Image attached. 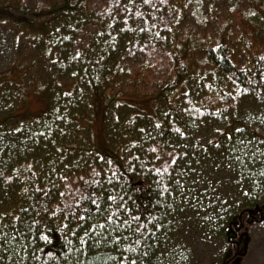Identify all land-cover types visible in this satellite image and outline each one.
<instances>
[{
	"label": "trees",
	"instance_id": "obj_1",
	"mask_svg": "<svg viewBox=\"0 0 264 264\" xmlns=\"http://www.w3.org/2000/svg\"><path fill=\"white\" fill-rule=\"evenodd\" d=\"M48 1L46 0V7H37L32 11L19 7L15 16L21 14L24 19L26 17V20H31L32 24L34 21L45 20L42 29L36 28L37 36L34 37L36 43H33L32 47L37 45L35 48L43 51V59L53 64V73H48L43 82L46 84L45 88L51 87L54 83L50 94L44 96L54 103L37 118L18 120L17 127L18 129L27 128L34 136L35 142L38 139L41 140L44 133L51 130V136L55 138L48 143L53 144L62 154L61 158H56L59 163L57 165H62V168H59L60 172L46 166L42 169L38 167L39 159L31 158L21 161L17 159L16 166L11 171L7 169L10 167L9 164H7L8 167L2 165L5 170H0L4 172V175L0 176V191H4L3 188L7 186L12 187L17 197V204L16 210L5 211L2 208L4 204L0 195V213L9 214L0 219V232L6 234L5 237L0 238V245H2L0 246V264H120L121 260H124L125 264H130V261H135V264H156L157 256L168 242L184 241L179 227L189 223L185 210L191 207L182 206L186 190L194 189L192 194L196 193L201 197L200 190L209 185H214L215 193L204 192V198L199 199L200 204L193 205L194 218L206 232L215 227L216 237H222L230 242V239H233L231 230L235 226L238 227L245 219L258 217L256 219L258 223L264 222V204L258 203L254 197H251L255 195L253 192L263 194L264 179L259 177V173L254 172V166L249 165V158L243 156L245 153L252 152H248V149L244 150V146H238L234 152L231 151V142L234 141L229 138L228 143H224L227 148H224L223 142L203 146L192 143L193 138L187 137L189 120L201 123L209 116L222 117L230 113L232 108L235 113L239 111V106L233 105V102L237 99L241 100L243 96H251L256 102L264 105V94L261 92L264 83L262 60L253 64L254 74H249L247 70H236L232 67L222 47L207 50L205 59L214 69L219 70L220 76L226 78L232 88L229 91L224 90L215 84L216 80L213 79L214 84L206 89L205 96L191 97L187 94L186 83L197 82L200 75L194 72L192 76L184 78L187 75L188 66L182 65V60L190 49L196 47L191 43H184L186 46L179 48L184 54L178 48L172 52V29L176 27L179 17L177 16L173 23L167 19L169 13L166 14V11L169 12L170 2L167 0H147V2L119 0L115 8L106 12L108 3L104 1L97 10H91L88 13L85 0L82 2L77 0L75 6H69L67 0H62L56 6L50 5ZM171 7L175 9L172 4ZM42 13L45 15L44 18L40 17ZM164 17L167 19L165 24V30L169 36L167 39L160 36L166 35L162 29L161 19ZM14 20L18 26H22V29L29 28L24 26V22L20 23L19 17H15ZM158 48H161V51H158ZM163 60H168V63L170 61L172 66L169 70L175 72L171 76L175 77L174 81L177 83V85L168 83L163 90L162 86L159 89V97H164L166 100L167 112L162 116L163 121L157 117L158 122H161L158 126L157 120H152V124H148L144 122L143 117L125 123V116L120 105L129 106L133 101L123 100L122 103H118L120 105H115L119 101L118 97L121 95L119 93H135L136 95L138 93L136 86H141L145 82L141 72L144 75L151 74L154 78L156 76H165L162 79L168 78L170 75H166L167 65L162 62ZM71 80L75 82L71 83L74 85L71 93L65 95L60 89L55 90V87L57 89L61 83L71 82ZM182 87H186L185 93L179 91ZM170 88H174V94ZM98 98L102 100L100 106L103 111L104 141L97 146L103 145V148L108 150L100 155L93 153L96 148L92 147L94 145L92 141H88L85 147L76 144L69 146L71 143L66 144L64 141L68 136L71 137L72 131L74 138L77 139L76 135L80 130L77 120L74 121L75 116L82 114L92 116L99 112ZM204 100L209 102L202 105L201 102ZM214 102L219 103L217 110H213ZM124 109L129 110L127 107ZM86 110L90 112L87 113ZM233 113L231 116L236 117ZM157 114L161 116L158 111ZM14 117L10 112L7 117L0 120V129L7 119ZM20 122H23L22 125ZM177 128L179 132L176 131ZM238 128L242 129L239 125L236 129ZM0 136H3V131H0ZM54 139L55 142H53ZM35 142V145L38 144ZM191 144L195 150L189 151ZM73 147L83 156L79 158L81 161L73 163L66 160L71 154L70 148ZM152 148L156 151H150ZM84 149L93 150V154L85 155ZM241 151L244 152L242 156ZM207 155H209L208 158H205ZM130 156L131 160L128 159ZM173 157H175L174 164L170 163ZM236 157H240L243 162L237 161ZM252 159L254 160L253 157ZM107 161L112 163L108 164ZM141 161L147 167H143ZM27 162L32 163L31 167H28ZM165 162H169V172L159 175L155 173L153 169L162 168ZM94 168L100 172V179L107 174L105 169L117 171L120 180L113 182L119 187H124L127 197H131L155 217L154 220L147 221V227L151 231L146 236L141 238L125 232L124 235L128 238L124 240L122 237L121 243L125 245L122 248L119 243L92 245V239L95 237L89 233V238L81 247L78 237L83 235V231L89 225L88 214L82 212L81 214L86 218L78 224L72 219L74 213L69 209L79 211L80 205L74 203L75 199L79 198L86 187L94 190L90 185H85V181L93 178ZM189 170H192L190 174ZM226 170L230 171L232 177L238 178L234 182L241 187L237 195L252 198H249L248 203L242 208L238 207L235 192L230 190L231 185L227 189L222 185L220 189L213 182L199 180L201 177H211L210 173L216 175L215 171L226 172ZM181 171L186 173L180 177L184 182L185 191L173 192L171 195L166 192L164 196H159L161 184H169V177L174 178ZM9 176L12 177L11 180L7 179ZM161 177H163L162 180ZM255 178L259 183L255 189H252ZM190 179H192L191 182H185ZM195 179L200 183L193 184ZM69 180L72 181V185L68 183ZM68 184L69 186L65 189V185ZM77 189H80V192H77ZM61 193L64 195L61 196ZM207 194L212 195L213 198L207 200L205 198ZM219 194L222 195L220 199L215 197ZM157 200L159 203H156ZM201 202L212 203L211 206H207V215L201 214ZM21 209L27 211L21 212ZM219 211H222V214ZM92 214L95 215L94 212ZM13 216H19L23 224L20 220L13 221ZM33 220L36 221L35 224L32 223ZM13 226L19 229L20 234L13 233ZM69 229L76 235H72ZM141 231L143 232L144 229ZM41 234L47 239H41ZM177 234L181 237L175 238ZM96 237L103 239L99 230L96 232ZM205 237L207 236L201 234L198 239L202 240ZM137 239L140 240L139 244L136 243ZM129 247L133 251H129ZM177 253L178 251L175 254ZM232 258L222 253L217 262L229 264Z\"/></svg>",
	"mask_w": 264,
	"mask_h": 264
},
{
	"label": "rangeland",
	"instance_id": "obj_2",
	"mask_svg": "<svg viewBox=\"0 0 264 264\" xmlns=\"http://www.w3.org/2000/svg\"><path fill=\"white\" fill-rule=\"evenodd\" d=\"M50 5H59L62 0H49ZM48 1V2H49ZM69 6H75L77 0H67ZM106 1L108 12L109 9L115 8L119 0H85L87 2V12L91 10L95 11L97 8ZM170 5L169 12L166 11L167 19L172 23L176 21L177 16L179 19L176 21V27L172 29V52L175 48L186 46V44H192L196 48L190 49L189 53L182 60V65H187L186 71L187 78L192 76L194 72L200 75L198 81L192 83V81L186 83L187 94L191 97L195 95L205 96L206 89L214 84L213 79L216 80L215 84L219 85L222 89L229 91L232 86L229 81L220 76V72L214 69L205 59L206 51L213 50L217 47H222L226 52V58L230 60V64L236 70H247L249 74H254V63L262 60L264 64V0H167ZM82 2V0H80ZM176 2V4H175ZM46 0H0V120L7 117L10 112L12 119H7L5 125H1L0 131H3V136H0V170H5L2 167H8V171L15 168L16 160H27L28 158L38 160V167L44 169L46 166L54 171H59L62 165L59 164L56 158H61L62 154L58 151L53 144L48 143L49 140L55 138L51 136V130L48 133H44L41 140L35 142L34 136L25 127L18 129L17 121L31 118H37L41 116L47 107L52 105L54 101H48L44 98L45 95H49L50 91L54 88V83L51 87L45 88L44 79L48 76V73H53V64L46 62L43 59V51L39 48L32 47L34 37L36 35V28H41L45 24V20L38 21L26 20L20 15H16L17 9L25 8L28 10H34L37 7H46ZM171 4L175 9H172ZM168 5V6H169ZM19 17L20 23L24 22V26L29 27L22 29V26H18L15 23L14 18ZM41 18H44V13L41 14ZM172 18V19H171ZM167 19H161L163 21L162 29L166 33L165 36L160 35L167 39L169 36L165 30V24ZM12 21V23H11ZM15 23V24H13ZM13 24V25H12ZM15 25V26H14ZM169 23L166 25L168 27ZM41 30L39 31V33ZM126 35V34H125ZM128 36V35H127ZM186 43V44H184ZM160 46L159 44H157ZM199 45V48H198ZM180 50V49H179ZM161 51V48H158ZM182 54L184 52L180 50ZM50 53V52H48ZM47 54V53H45ZM55 57V55H54ZM166 67V75L168 78L162 79L165 76H152L151 74L144 75V83L141 86H136L138 93L135 95L130 93L121 94L115 105H120L123 100L133 101L129 106H121L123 114L125 116V123L131 122L133 119H141L144 117L148 124H152L157 120L159 126L161 122H158V118L163 121L166 111V100L164 97H159V89L162 86V90L168 83H176L174 71L169 70L172 66L170 61L163 60ZM262 64V66H263ZM185 74V73H184ZM264 74V71H263ZM203 76V77H201ZM251 76V75H250ZM262 76V71H261ZM162 79V80H158ZM42 80V82H41ZM184 80V79H183ZM54 81V79L52 80ZM57 81V80H55ZM194 81V80H193ZM62 82V81H61ZM75 83L71 80L66 83H61L59 87H55V90L60 89L63 94H69L73 91ZM177 85V83H176ZM174 87V86H173ZM130 88V87H129ZM131 90V89H129ZM174 94V88L171 89ZM179 91L186 92V87H182ZM130 92V91H128ZM264 94V83L261 90ZM170 97V96H169ZM158 98V100H157ZM241 100H234L233 105L239 106V111L233 113V108L230 113H226L224 116H218L212 118H205L201 123H196L189 120L190 127L187 128L189 135L187 137L193 138L192 143H198L203 146L209 144H217L218 142L228 143L227 139L234 141L231 142V146L235 149L238 146H244V150L248 149L247 155L241 156L248 157L249 165L253 167L254 172L260 174V178L264 179V105L256 102L251 96H243ZM157 100V102H156ZM183 100V99H182ZM99 112L92 116L88 114L77 115L74 121L77 120L79 132H77L76 138L71 132V137L68 136L65 143H71L85 147L87 142L92 141L96 148L93 153L99 154L106 153L108 150L97 145L103 143L102 134V108L100 103L102 100L98 98ZM209 100L201 102L202 105L208 103ZM219 106L218 102L212 104L213 110H217ZM124 107L129 108L124 109ZM161 114L158 115L157 111ZM89 113V110H86ZM231 113L236 115L232 117ZM142 117H140L141 115ZM146 115V116H145ZM168 120V118H166ZM153 120V121H152ZM167 122V121H166ZM23 122H20L22 125ZM155 123V124H156ZM34 124V123H33ZM154 124V123H153ZM154 124V125H155ZM19 125V126H20ZM156 125V126H157ZM242 128V132H236L237 126ZM239 141H244L241 144ZM38 143V144H34ZM55 142V139L54 141ZM236 142V143H235ZM83 145H82V144ZM194 143V144H195ZM183 145V142L181 143ZM228 145V144H226ZM189 151L195 150L193 144L189 145ZM80 148V147H79ZM91 148V147H90ZM224 148H227L224 144ZM223 148V149H224ZM71 154L68 155V161L75 163L82 158L76 150L70 148ZM92 151L84 149L85 155L93 154ZM4 154V156H3ZM212 154V153H211ZM209 154V155H211ZM207 155L205 158H208ZM193 157V156H192ZM197 157V155H196ZM254 158V160L252 159ZM4 159V160H3ZM96 159V158H95ZM4 164V166H2ZM32 165L31 162H27V165ZM204 166V165H203ZM202 166V167H203ZM29 167V166H28ZM201 167V168H202ZM192 170H189V174ZM216 175H209L211 177H201V182L208 181L220 186L224 185L225 189L228 186L231 187V191L235 192L237 197L238 207L242 208L248 203V199L254 197L258 203L264 204V192H253L251 197L244 195H237L238 190L241 187L234 183L237 177H232L229 170L226 172H216ZM201 174V171H200ZM4 175V172L0 171V176ZM193 179V178H192ZM185 182H191V180ZM73 181V179H71ZM69 180L70 184L72 181ZM199 180L194 181L200 183ZM255 189L258 179H253ZM260 180V181H262ZM65 185V189L69 186ZM72 185V183L70 184ZM4 191H0L3 199L2 208L6 210H16L17 197L13 188L7 186ZM221 189V188H220ZM248 189V188H247ZM251 189V188H249ZM219 190V189H218ZM201 197L198 194H188V189L184 195V201L182 206H191L188 210H185V214L188 217L186 223L179 227L182 231L183 242H168L162 249L156 258V264H218L217 260L222 253H226L228 256L233 257L229 264H264V222L258 223L256 219L250 217L245 219L238 227L235 226L231 230L233 239L225 241L222 237H216V228L213 227L206 232V230L200 227L197 220L194 218L193 212H195L193 205L200 204V198H204V192L215 193L214 185L206 186L200 190ZM242 192V190H241ZM195 197V198H193ZM222 197L221 194L218 196ZM186 198V199H185ZM205 198H213L212 195H205ZM235 198V197H234ZM199 201V202H198ZM236 203V202H235ZM212 203L203 204L201 202V214L207 215V206H211ZM222 214V211H219ZM201 217V216H198ZM248 217V216H247ZM248 223V224H246ZM198 230V232H197ZM203 234L205 239H198ZM181 237L179 234L175 238ZM178 251L177 254H175Z\"/></svg>",
	"mask_w": 264,
	"mask_h": 264
},
{
	"label": "snow or ice",
	"instance_id": "obj_3",
	"mask_svg": "<svg viewBox=\"0 0 264 264\" xmlns=\"http://www.w3.org/2000/svg\"><path fill=\"white\" fill-rule=\"evenodd\" d=\"M145 2H147V0H145ZM245 91H247V89H245ZM176 131L179 132L180 130L177 128ZM236 131L241 132L242 129L238 128ZM239 142L244 144V141ZM133 143H135V141ZM235 150V147L231 148V151L234 152ZM150 151H156V149L152 148ZM245 155H247V153H245ZM156 158L159 159V157ZM128 159L131 160L132 157L130 156ZM236 160L241 163L243 162L240 157H236ZM107 163L111 164L112 161H107ZM170 163H175V157L171 159ZM141 164L143 167H147L143 161H141ZM168 164L169 162H165L162 168H154L153 170L158 175L161 173H168ZM29 167L31 166L29 165ZM104 171L107 174L103 177V179H100V172L96 171L95 168L92 170L93 178L89 181H85V185H90L94 190H89V188L86 187L79 198L75 199L74 203L80 205L79 211L76 209H69L70 212L74 213L72 219L77 221L78 224L82 223L86 218L85 215H82L81 213L83 212L88 214L87 219L89 221V225L83 231V235L78 237L81 247H83L85 240L89 238V233H91L92 237H95L92 239V245H98L100 243H119L123 248L125 245L121 243V239L122 237L124 240H127L128 238V236L124 235L125 232L128 235H138L142 238L146 236L149 231H151V229L147 227V221L155 219V217H153L146 208H142L139 204L133 201L131 197H127L124 187H119L117 183L113 182L120 180V176L117 175V171H113L112 169H105ZM173 171L175 172V169H173ZM184 175H186V173L181 171L174 178L169 177L170 183L166 185L161 184V190L158 192V195L164 196L166 192L169 195L173 192L183 193L185 191V186L180 177ZM7 179L11 180L12 177L9 176ZM62 179H67V177H62ZM79 179H83V177H79ZM162 179L163 177H161V180ZM192 183L195 184V181ZM76 191L80 192V189H77ZM136 191H139V189H136ZM193 191L194 189H188V194L191 195ZM63 195L64 193H61V196ZM82 201L84 203H82ZM156 203H159V200H157ZM25 211L27 210L21 209V212ZM93 212L95 215L92 214ZM4 215L9 214L0 213V219H2ZM12 219L13 221L20 220V223L23 224V220L20 219L19 216H13ZM32 223L35 224L36 221L33 220ZM4 226L8 227V225ZM141 229H144V231L142 232ZM98 230L102 233L103 239L96 237V232ZM12 231L14 234H20L19 229L15 226L12 227ZM69 231L71 232V229H69ZM71 234L76 235L74 232H71ZM5 235V233L0 232V238L5 237ZM41 239L46 240L47 237L41 234ZM136 243L139 244L140 240L137 239ZM128 250L133 251L130 247ZM49 255H51V253H49ZM120 264H125V261L121 260ZM130 264H135V261H130Z\"/></svg>",
	"mask_w": 264,
	"mask_h": 264
}]
</instances>
